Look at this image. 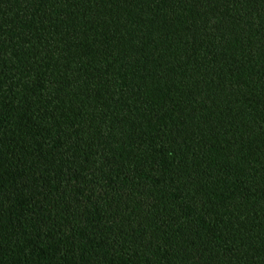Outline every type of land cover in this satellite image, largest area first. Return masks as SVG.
Here are the masks:
<instances>
[{"label": "trees", "instance_id": "obj_1", "mask_svg": "<svg viewBox=\"0 0 264 264\" xmlns=\"http://www.w3.org/2000/svg\"><path fill=\"white\" fill-rule=\"evenodd\" d=\"M0 264H264V0H0Z\"/></svg>", "mask_w": 264, "mask_h": 264}]
</instances>
